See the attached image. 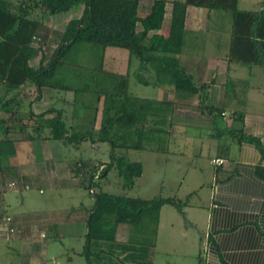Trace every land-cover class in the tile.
<instances>
[{
	"label": "crops",
	"instance_id": "1",
	"mask_svg": "<svg viewBox=\"0 0 264 264\" xmlns=\"http://www.w3.org/2000/svg\"><path fill=\"white\" fill-rule=\"evenodd\" d=\"M241 2L245 8H241ZM249 5L252 8H247ZM240 9L262 12L263 5L261 0H241ZM214 12L188 8L185 45L179 58L196 82L205 86L206 103L221 109L222 116L205 114L199 96L173 87L143 86L153 87L157 94L152 98L137 96L170 103V150L149 153L168 156L171 161V180L161 187L160 197L187 202L183 211L164 206L156 237L123 224L115 241L88 242V224L96 205L92 191L89 190L94 198L72 204H50L42 197L45 192L41 181L46 179L54 187L59 186L58 175L70 180L69 187L87 189V180L83 179L86 175L81 172L78 176L70 168L73 160L66 162L60 154L66 144L36 140L31 141L34 147L30 151L19 145L28 140L14 135L10 145L13 152L7 154V162L3 160L4 172H0V264H264V153L255 143H239L228 134L244 129L264 149V66L230 59L232 14L226 29L209 25ZM220 18L223 20L224 16ZM165 28L163 32L168 35ZM200 40L206 42V55L200 45L196 46L198 43L193 44ZM83 96L86 102L81 105L80 94L45 89L39 101H23L21 114L27 116L33 110L40 115L55 109L63 112L73 131L98 130L104 100L97 101L90 94ZM82 106L86 111L83 115ZM98 107L100 117L94 121ZM239 115H243V122ZM55 145L60 149L58 153ZM22 152L28 154L21 158L18 153ZM219 159L225 163L215 165L213 161ZM84 160L89 164L98 158ZM139 161L144 165V174L128 194L154 199V191L145 196L149 188L140 181L146 174V164ZM13 182L18 183L17 187L10 186ZM32 187H38L41 198L29 193ZM6 215L13 219L10 228L14 233L1 230L5 228L2 219Z\"/></svg>",
	"mask_w": 264,
	"mask_h": 264
},
{
	"label": "trees",
	"instance_id": "2",
	"mask_svg": "<svg viewBox=\"0 0 264 264\" xmlns=\"http://www.w3.org/2000/svg\"><path fill=\"white\" fill-rule=\"evenodd\" d=\"M241 0H153L150 13L141 15L142 0H0V172L3 158L10 154L12 134H24L26 140H54L80 151L87 142L107 143L110 162L90 169L78 159L74 171L89 179L86 188L96 195V205L88 224V242L116 240L120 225L128 224L138 231L158 233L161 210L166 205L183 211L187 202L176 197L144 199L130 196L144 174V165L127 156L130 150L168 153L172 138L169 104L139 98L130 92L131 73H120L105 67L67 65V56L78 44H90L105 51L118 48L129 52L140 62L135 78L142 86L173 87L178 92L199 96L203 112L213 118L222 110L207 104L205 86L181 65L189 7L229 12L233 17L230 59L242 64L264 66V0L262 12L240 9ZM172 6L169 34L165 35L167 7ZM83 6L80 19L70 21L61 34L54 55L41 58L44 45L37 38L49 19L68 14ZM104 56V55H103ZM78 79L80 88L64 86V79ZM33 87L35 90H30ZM76 94H90L104 100L101 127L98 130L73 131L68 128L62 111L50 109L36 115L31 110L21 114L23 101L33 104L45 89ZM35 91V92H34ZM203 96V97H202ZM238 119L243 122V115ZM239 143H255L264 153L261 142L241 130L228 133ZM81 164V167L79 166ZM116 172L125 194L103 190L109 175Z\"/></svg>",
	"mask_w": 264,
	"mask_h": 264
},
{
	"label": "rangeland",
	"instance_id": "3",
	"mask_svg": "<svg viewBox=\"0 0 264 264\" xmlns=\"http://www.w3.org/2000/svg\"><path fill=\"white\" fill-rule=\"evenodd\" d=\"M153 3V0H142L141 3V15H145L144 13L148 12L149 9L151 8ZM241 8H245V4L241 2ZM247 8H252V5H249ZM83 13V6L75 7L73 8L68 14L60 15L56 18L49 19L46 23V28L40 32V35L37 38V45H44V51L38 54L37 59L35 60V65L39 66V62L41 58L44 57L46 60L50 59L57 47L60 44L61 40V34L63 31H65L68 23L74 19H80ZM167 19L165 20V33H168V29L170 28L169 26V20L171 17V6L168 9L167 12ZM214 17L212 16L209 25L210 26H219L222 28L223 26L228 29L227 26H229L228 21L230 19L231 13L227 12H221L215 10L214 12ZM223 15L224 19L222 20L219 17ZM224 22V25H223ZM169 27V28H168ZM203 37V36H201ZM198 43V46L200 45V48L204 50V54L208 53L204 47H206V42L204 40H200L199 42L195 41L193 44ZM197 47V48H198ZM119 51V52H118ZM118 52V53H117ZM215 53V52H214ZM104 55V56H103ZM210 55V53L208 54ZM104 58L105 61V67L115 70L117 72H130L131 77H130V92L135 95V96H141V97H154L155 94H157L156 90L153 87H147L144 88L141 86V84L137 81L135 78V73L138 72V60L135 58L130 57V54L126 50L118 49V48H109L105 51L101 50L100 47L90 45V44H78L73 49L70 51V53L67 56V65L68 66H73L75 64H80L88 67H98L99 64L101 63V58ZM80 81L77 79L72 80L71 78L69 79H64L63 85L64 86H71L75 88H80ZM1 91V90H0ZM32 91V90H31ZM33 92V91H32ZM35 92V91H34ZM69 92H72V90H69ZM76 94V93H75ZM0 99H3L0 97ZM78 102L81 105H84L86 100L84 99L83 94L80 93V97L78 98ZM81 114L83 115L86 111L85 109L82 108L80 109ZM100 109L99 107L97 108L96 112L94 113V121H97V117H100ZM98 125V124H97ZM99 126V125H98ZM14 135L19 137L25 138L24 134H12L10 138L13 140ZM18 137V136H17ZM22 144L19 143L20 146L22 147H28V149L31 151L32 147H34L33 143L31 141H25L21 142ZM67 146V145H66ZM55 152L58 153L60 150L57 145H55ZM150 151H138V150H130L127 153V156L129 157L130 160L132 161H139V160H144L146 164V174L144 178L140 181L144 183V187L149 188L148 190H145V196H148V193L150 192H155L154 196L155 198H159L162 192V188L164 187L163 185L166 186L169 183V180H171L170 176L172 171H171V161L169 160L168 156L166 157H161L158 154H151L149 153ZM28 153L19 154V157L24 158L23 155H27ZM62 158L65 159V161L71 162L72 160V169L77 167V161L78 159H89V158H94L95 156L98 158L95 162L92 163H87V166L90 167V169L97 167L98 164H104L101 162L102 161H110V154H111V147L107 143L103 142H96V143H91L87 142L84 143L81 150L77 151L75 150L74 147L64 146L63 152L60 153ZM9 156V155H8ZM7 154L4 156L3 160L7 162L8 158ZM98 163V164H97ZM69 169V167H66V171ZM41 175H44V169L40 170ZM68 172V171H67ZM88 180L89 178L86 176L85 178ZM57 180L59 186L54 187V184L50 183L48 180H42L41 185L43 186V192L45 194L42 196L45 198L46 201L50 203H53L54 201H60V203H65V204H72L76 203L79 200H86L87 199H92L94 198L93 195H91V192L85 188H82L81 186L79 187H72L67 185L70 183V180L65 179L63 176H57ZM109 181L106 182L103 185V190L106 192L114 193V194H121V192L124 191V189L120 186L121 179L118 176V174L114 171L109 175ZM139 183V187H141V184ZM35 186H38L37 184ZM138 187V188H139ZM162 187V188H161ZM33 188V187H32ZM137 191V190H136ZM125 192V191H124ZM36 194L37 197L41 198L38 193V187H35L32 189L31 192ZM85 196V197H84ZM53 201V202H52ZM50 203V204H51Z\"/></svg>",
	"mask_w": 264,
	"mask_h": 264
},
{
	"label": "built area",
	"instance_id": "4",
	"mask_svg": "<svg viewBox=\"0 0 264 264\" xmlns=\"http://www.w3.org/2000/svg\"><path fill=\"white\" fill-rule=\"evenodd\" d=\"M213 163L215 165H223L225 163V161L219 159V160H214ZM79 166L81 167V164ZM17 184H18L17 182H13L10 186L17 187ZM25 188L26 189H30L29 186H26ZM2 220H3V224H4L5 228L3 227V228H1V230H4L5 229V231H8L9 233H14L15 230L12 229V228H10V226L13 223L12 217L6 215V216H4V218Z\"/></svg>",
	"mask_w": 264,
	"mask_h": 264
}]
</instances>
